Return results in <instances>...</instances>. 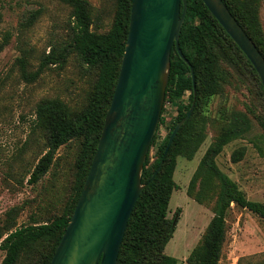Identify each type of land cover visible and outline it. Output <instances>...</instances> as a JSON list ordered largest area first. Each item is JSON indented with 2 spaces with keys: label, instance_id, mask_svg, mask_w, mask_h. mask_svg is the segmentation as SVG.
<instances>
[{
  "label": "rangeland",
  "instance_id": "rangeland-1",
  "mask_svg": "<svg viewBox=\"0 0 264 264\" xmlns=\"http://www.w3.org/2000/svg\"><path fill=\"white\" fill-rule=\"evenodd\" d=\"M86 1L91 7L93 30L107 31L116 13V0ZM240 1L254 10L255 25L260 26L259 35L264 42V0ZM71 14L72 7L59 0H0V232L10 225L17 228L60 215L72 193L80 151L78 140L61 147L49 172L38 183H29L48 149L46 132L35 128L37 105L44 99H58L73 111L81 110L97 80V71L83 65L74 53L61 63L41 67L45 56L70 42ZM228 67L218 92L205 100L198 111L196 126L203 129V141L195 157L177 158V188L168 217L172 218L178 209L181 212L165 253L176 258L178 264H189V255L201 243L214 217L216 192L199 203L188 190L203 156L232 111L247 113L252 129L244 139L224 148L217 165L249 199L264 203V97L258 80L243 64ZM40 69L36 80H26L25 73ZM189 102L190 92H186L180 100L166 104L165 123L157 129L156 145L150 150V167L157 159L158 145L169 136L179 107ZM241 147L246 148V155L234 163L232 154ZM200 188L198 181L194 194ZM4 257L5 252L0 249V264ZM19 264H33V258L23 255ZM219 264H264V219L233 204L227 215Z\"/></svg>",
  "mask_w": 264,
  "mask_h": 264
},
{
  "label": "trees",
  "instance_id": "trees-1",
  "mask_svg": "<svg viewBox=\"0 0 264 264\" xmlns=\"http://www.w3.org/2000/svg\"><path fill=\"white\" fill-rule=\"evenodd\" d=\"M59 1L72 7V36L70 42L59 51L55 48L45 56L41 67L44 64L61 63L69 53H74L83 65L97 71V80L86 106L81 110L73 111L58 99H44L37 105L35 128L46 132L48 149L39 159L29 183H38L49 172L61 147L78 140L80 151L75 164V181L70 198L60 215L17 228L10 225L4 232H0V249L5 252L1 264H19L23 255L32 257L33 264L51 263L90 171L106 114L114 96L128 39L132 0H116L112 25L105 32L93 30L91 7L86 0ZM223 1L264 56V42L259 35L260 26L255 25L252 7L249 5L248 9L240 0ZM180 48L195 72V109L179 130L165 156L173 129L186 117L195 99L190 66L181 58L174 45L170 81L158 130L165 123L163 114L170 100H180L186 92H190V102L179 107V114L171 124L169 136L158 145L157 159L150 167V150L156 145L157 134L153 138L142 173L144 189L129 219L118 264H178L176 258L165 253L177 229L181 212L178 209L172 218L168 217L169 204L177 188L174 180L177 158L183 156L192 160L195 157L203 141V129L196 126L198 111L205 100L218 92L221 81L227 77L228 66L243 64L258 80L264 97V86L255 67L202 0H188ZM41 70L33 74L25 73L26 80H36ZM251 129L252 123L247 113H229L226 125L206 151L194 174L188 190L189 195L199 203L206 202L212 191L216 192L217 198L214 217L201 243L189 255V264L220 263L226 239L227 215L233 204L264 219V203L249 199L239 184L224 173L216 162L228 144L244 139ZM245 155L246 148L241 147L233 152L232 161L238 163ZM161 163L162 168L152 179ZM198 181L201 188L194 194Z\"/></svg>",
  "mask_w": 264,
  "mask_h": 264
},
{
  "label": "water",
  "instance_id": "water-1",
  "mask_svg": "<svg viewBox=\"0 0 264 264\" xmlns=\"http://www.w3.org/2000/svg\"><path fill=\"white\" fill-rule=\"evenodd\" d=\"M202 1L264 86V56L254 41L223 0ZM187 12L188 0H132L114 96L82 193L50 264H118L129 219L144 189L142 173L164 108L174 45L190 66L195 99L173 129L165 156L195 109V72L180 48Z\"/></svg>",
  "mask_w": 264,
  "mask_h": 264
}]
</instances>
